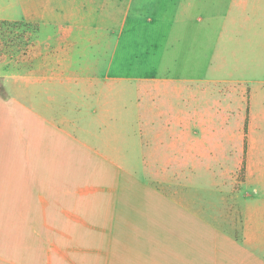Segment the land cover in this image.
Returning a JSON list of instances; mask_svg holds the SVG:
<instances>
[{"label": "crops", "instance_id": "1", "mask_svg": "<svg viewBox=\"0 0 264 264\" xmlns=\"http://www.w3.org/2000/svg\"><path fill=\"white\" fill-rule=\"evenodd\" d=\"M111 2L7 0L0 10L2 22L37 23L39 42L33 47L55 53L54 59L33 64L12 62V68L28 70L22 76L0 72V213L5 212L0 227L20 230L16 252L2 259L5 264H264V172L249 179L246 191H229L226 182L233 176L226 179L221 169L210 168L224 159L210 158L207 141L204 148L187 140L199 124L192 107L180 110V135L171 141H157L172 127H157L153 118L164 111H146L151 123H140L147 116L139 109L141 96L136 108L124 104L119 112L122 123L134 118L132 127L105 124L106 114L121 104L108 106L112 90L98 88L96 72L112 64L87 54L111 49L120 14L94 7ZM262 2L124 0V17L151 13L156 31L166 35L167 18L189 22L200 6L212 19L224 20L222 13L231 12L250 20L251 12L264 10ZM176 30L174 25L171 32ZM153 81L150 90L156 92L161 79ZM176 88L183 90L180 83ZM184 93L188 106L192 85ZM201 123L206 134L209 126Z\"/></svg>", "mask_w": 264, "mask_h": 264}, {"label": "rangeland", "instance_id": "2", "mask_svg": "<svg viewBox=\"0 0 264 264\" xmlns=\"http://www.w3.org/2000/svg\"><path fill=\"white\" fill-rule=\"evenodd\" d=\"M6 1L0 0V10H5ZM119 3L112 0L105 7L94 6L99 13L117 12L120 18L114 23L116 36L109 38L110 51L97 52L94 48L87 54L89 60L99 56L100 59L95 61H110L112 64L111 69L103 67L96 72L98 88L112 90L111 95L107 92L108 106L121 104L119 109L106 114L105 124L111 129L125 124L132 127L134 118L125 117L129 122L122 123L119 112L125 109L124 104L129 110L136 108L137 98L141 96L139 109L145 115L151 110L153 113L165 112L162 118H153L157 127L172 125L160 134L157 141H171L180 135L177 126L180 110L188 111L192 107L194 123L199 124L193 126L194 131L191 136L187 134V140L196 141L204 148L207 141L210 158H223L225 162L217 165L214 161L210 168L221 169L226 179L233 176L232 181L226 182L231 185L229 191H246L249 179L264 172V10L251 12L250 20L244 19L243 13L231 12L230 15L222 13L225 19L219 20L210 18L200 6L194 10L189 22L167 18V34L162 35V31H156V17L150 21L153 14L125 18L127 5L124 0ZM260 4L264 6V2ZM50 8L51 5L48 11ZM174 25L177 30L171 32ZM35 26L39 25L0 21V72L22 76L23 71L28 70L12 68V62L33 64L40 59H54V52L45 53L33 47L39 42ZM114 48L118 49L113 51ZM62 55L71 56L69 53ZM118 62L124 63L125 67L120 68L116 65ZM121 77L126 81L115 79ZM156 78L161 79V86L154 92L150 86L156 83L153 81ZM0 80L1 85L2 78ZM138 82L143 84L142 88ZM178 83L183 86L182 92L176 88ZM117 84L123 86L122 90L119 91ZM191 85L193 97L186 106L184 89L189 90ZM248 119L249 125L246 123ZM151 120L147 115L140 123L147 125ZM201 120L209 126L206 134L201 129ZM245 157L247 171L244 179L242 165ZM2 213L0 220H5V212ZM19 233L20 230L0 227V264H5L2 258H6L8 252H16L18 246L13 243Z\"/></svg>", "mask_w": 264, "mask_h": 264}, {"label": "trees", "instance_id": "3", "mask_svg": "<svg viewBox=\"0 0 264 264\" xmlns=\"http://www.w3.org/2000/svg\"><path fill=\"white\" fill-rule=\"evenodd\" d=\"M0 89L2 90L3 89V87L0 85ZM248 122H249V119L247 120V124H248ZM247 128H248V125L246 126V131H247ZM245 144L247 145V139H246V141H245ZM243 172H245V161H244V165H243Z\"/></svg>", "mask_w": 264, "mask_h": 264}]
</instances>
